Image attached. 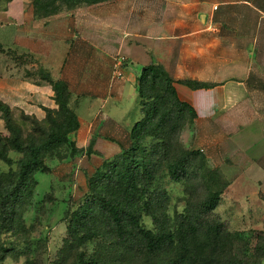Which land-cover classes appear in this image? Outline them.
I'll return each instance as SVG.
<instances>
[{"label":"crops","instance_id":"crops-1","mask_svg":"<svg viewBox=\"0 0 264 264\" xmlns=\"http://www.w3.org/2000/svg\"><path fill=\"white\" fill-rule=\"evenodd\" d=\"M33 1L0 11V45L13 49L16 67L13 84L4 75L3 91L14 93L0 101L30 114L57 109L44 71L71 92L78 149L93 142L104 155L99 148L117 145V156L120 142L108 135L127 133L118 104L138 96L141 72L159 65L206 130L208 163L228 183L224 200L253 210L255 223L264 219V28L247 26L255 14L247 0H104L48 18L35 17Z\"/></svg>","mask_w":264,"mask_h":264},{"label":"rangeland","instance_id":"rangeland-1","mask_svg":"<svg viewBox=\"0 0 264 264\" xmlns=\"http://www.w3.org/2000/svg\"><path fill=\"white\" fill-rule=\"evenodd\" d=\"M11 1L0 0V11L6 10ZM247 2L251 5L247 8L255 13L254 16L251 13L247 15V26L264 28V0ZM4 36H7L6 33L0 32V41ZM6 72L11 73L9 80L12 79L13 84L16 72L13 49L0 50V96H5L4 93L6 95L14 93L3 91L6 86L4 80ZM10 104L11 119L14 125L21 129L24 139L33 137L36 123L41 126L48 124L45 120L47 115L45 108L41 107L37 113L30 114L15 100L10 99ZM118 107L124 114L121 127L128 133L143 117L137 94L124 99ZM185 115V118L175 119V129L167 138H148L145 143L146 152L158 163L159 171L154 184L156 194L150 200V207L142 215V224L154 232L170 231L184 224L186 219L201 226L198 239L202 245L208 243L205 229L212 225H220L226 245L223 250L209 245L204 254L202 253L204 257L202 261L207 262L201 261L199 264H235L237 260H242L244 264H252L255 261L264 264V219L255 223L253 210L240 208V202L233 206L222 196L221 204L212 214L206 217L201 215V204L209 195L206 187L207 177L200 169L201 158H207V135L202 124L198 123L197 113L195 118L188 112ZM127 133L122 136L117 134L108 136L116 143L124 141ZM0 135L3 137L10 135L1 112ZM100 149L108 151L105 153L108 157L96 153L94 146L84 148L82 153L73 157L70 155L74 150L69 148L62 151L63 157L56 155L44 157L47 172L36 175L38 187L34 198L20 211L19 220H16L11 228L0 233V264H76L79 251H85L88 255L95 254L112 264H165L173 257L174 251L168 247L157 255H149L140 241L131 240L125 247L119 245L114 232L106 225L101 229L102 238L95 243H87L80 248L69 243L71 215L84 205L91 180L97 170L101 169L105 159L115 158L118 147L114 145L109 149L105 147ZM192 153H199L201 158H190L187 175L182 182L171 181L166 161L177 160ZM143 154L142 151L139 153L140 156ZM10 156L16 163L10 167L0 160V173L18 168L17 162L22 155L10 152ZM222 180L225 179L219 178V181ZM215 189L220 190L221 187ZM228 234L233 235L232 239L227 237Z\"/></svg>","mask_w":264,"mask_h":264},{"label":"trees","instance_id":"trees-1","mask_svg":"<svg viewBox=\"0 0 264 264\" xmlns=\"http://www.w3.org/2000/svg\"><path fill=\"white\" fill-rule=\"evenodd\" d=\"M103 1L34 0L33 7L35 17L48 18ZM0 50H3L1 45ZM40 75L52 86L57 109L45 108V120L48 124L41 126L36 123L33 137L23 138L21 129L11 119L12 109L0 101V112L10 133L9 137L0 135V160L12 167L16 161L11 158L10 152L22 155L16 170L0 173V233L19 220L20 211L34 198L38 187L36 175L47 172L43 162L45 156L63 157L62 151L65 148L74 150L70 155L72 157L83 152L72 139L80 123L71 105L72 95L68 86L62 81L52 80L44 71ZM137 82L143 117L134 124L127 138L119 143L121 152L113 160H105L91 180L86 202L71 215L69 243L78 248L87 243H95L102 238L101 229L106 225L114 232L119 245L125 247L131 240L140 241L149 255H157L168 247L174 252L173 257L165 264H199L204 258L202 253L209 245L223 250L226 244L222 226L207 227L204 232L208 243L202 245L198 239L201 226L186 219L184 224L170 231L154 232L142 224V215L150 207V200L156 194L154 184L159 171L158 163L146 152L145 143L148 138H167L175 129L176 118H185L186 112L195 118L196 112L192 106L180 101L174 80L161 66L151 63L141 72ZM181 83L194 90L209 88L199 82ZM91 146L93 142L89 147ZM141 151L144 153L142 156L139 155ZM190 158L201 157L199 153H192L177 160L166 161L171 181L180 183L184 180ZM200 163V169L207 177L206 187L209 191L200 207L201 215L206 217L221 204V197L228 183L225 180L219 181L222 178L219 170L213 169L207 158H201ZM218 186L221 187L220 190L215 189ZM227 237L232 239L233 235L228 234ZM76 264L112 263L105 262L95 254L88 255L85 251H79ZM235 264L244 263L237 260ZM252 264L259 263L255 261Z\"/></svg>","mask_w":264,"mask_h":264},{"label":"built area","instance_id":"built-area-1","mask_svg":"<svg viewBox=\"0 0 264 264\" xmlns=\"http://www.w3.org/2000/svg\"><path fill=\"white\" fill-rule=\"evenodd\" d=\"M117 64H118V65H117V68H118V69H120V68H121V66H122V64H123V60H122L121 62H120V61H118V62H117Z\"/></svg>","mask_w":264,"mask_h":264}]
</instances>
